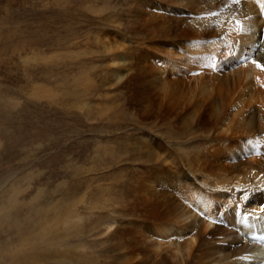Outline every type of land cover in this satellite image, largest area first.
Returning a JSON list of instances; mask_svg holds the SVG:
<instances>
[{"label": "rangeland", "instance_id": "obj_1", "mask_svg": "<svg viewBox=\"0 0 264 264\" xmlns=\"http://www.w3.org/2000/svg\"><path fill=\"white\" fill-rule=\"evenodd\" d=\"M166 1L161 0L173 6V0ZM141 2L0 0V264H158L157 248L163 257L175 250L174 245L162 252L158 247L156 229L162 223L157 219L167 216L170 203L159 197V181L167 185L164 192L171 194V205L181 218L175 225L194 222L195 231L204 232L210 223L204 246L227 245L221 256L229 262L249 236L254 247L264 242V231L248 218L251 215L237 220L236 213L223 216L218 207L214 220L204 210L187 218L186 187L194 182L204 187L199 171L204 163L198 156L210 141L241 135L253 142V134L213 129L203 134L188 121L186 111L161 108L156 74L145 55L159 69L168 67L169 74L173 70L161 66L165 57L155 48L172 43L178 52L174 57L182 59L176 69L183 74L187 58L205 54L183 51L184 42L174 38L152 39L153 33L140 27H145ZM183 9L189 24L199 27L204 18L195 8ZM163 13L169 18L173 14ZM148 36L156 42H142ZM220 37L223 42H213L215 49L204 56L213 71L229 74L232 66L245 63V55L251 60L260 50L241 48L239 62L229 58L231 45ZM115 58L119 66H113ZM116 69L123 79L111 84ZM254 141L264 149L261 136ZM241 151L248 166L254 152ZM173 175L179 176L175 182ZM253 188L264 190L259 183H252ZM260 198L249 196L245 203L264 208V196ZM187 231L178 240L183 238L181 248L193 237V231ZM177 259L164 264L181 261Z\"/></svg>", "mask_w": 264, "mask_h": 264}, {"label": "bare ground", "instance_id": "obj_2", "mask_svg": "<svg viewBox=\"0 0 264 264\" xmlns=\"http://www.w3.org/2000/svg\"><path fill=\"white\" fill-rule=\"evenodd\" d=\"M171 2L173 6H168V4L166 6L165 2L162 3L161 0H142L140 15L145 18L143 22L145 27L139 26L141 29L146 28L150 30L153 33L152 39L174 38L176 40L173 42H184L181 43L183 51L190 54L198 52L206 55L207 51L211 50L213 42H223L221 40L218 41V37L225 36L227 42L231 45L230 50L232 49V51L243 53L241 48H251L253 46L254 49L259 46L260 50L255 54L253 59L260 64H264V36H261L262 29L264 28V17H261L260 8L256 0H241L239 5L231 4L230 0H173ZM186 7L189 9L195 8L196 14L204 18L202 21L200 20L201 22H198L199 27L196 28L194 27L196 26L195 24L194 26L189 24V17L186 16L189 13L183 9ZM214 11L220 13L219 18L210 15ZM237 11H239L240 15H237ZM163 12H172V17H167ZM245 16L248 19H244ZM235 19H242L246 29L239 35L233 30L236 28ZM196 20L195 18L193 22H196ZM258 37H261V39ZM151 38L149 36L143 37L142 42H156ZM107 41L103 39L102 43L106 44ZM236 41H239V43H235ZM158 47L155 49L159 50L165 57L163 58L165 61L162 60L161 66L166 65L173 70V72L168 74L166 70L168 67H165L163 70L159 69L145 55V61L149 62L148 64L152 71L156 74L154 82L158 96L157 99L160 102L161 108L170 105L171 108H180L186 111L188 113V121L198 131L203 132V134L211 133L213 130H221L223 134L246 133V135L250 136L253 134V142L243 141L240 137L241 135L230 141L225 137L221 140L218 138L216 141L209 142L204 153L198 156V158H201L199 161L204 163L202 169H199L204 179L201 185H204V187H199L200 185L195 186V182L189 183V186L186 187L188 188V208L190 214L187 218H196V214L204 210L209 214L208 219L214 220L217 208L220 207L223 208V216L234 212L236 213L237 220H242L244 217L246 218V216L251 215L248 218L256 220L258 222L256 223L258 224L257 229L261 227L260 231H264V208L251 207L249 206L250 202L245 203V200L249 196H252L254 201L264 196L263 188L249 189L252 183H259L264 186V149L259 143L255 142L256 140L254 141L259 136H261V139H264V70H261L249 60L242 65L240 63V65L232 66L233 69L231 68L229 74L226 72L227 70L223 71L222 69L213 71L212 68L210 70L209 64L205 62V55L201 54L200 56L196 55L195 58L189 57V60L187 58L185 60L186 64L182 63L185 69L188 67V70L186 69L185 73L182 74L181 69H176V62H180L182 59L179 61L174 57L178 52L172 46V43H159ZM213 47L215 49V46ZM218 47L220 50V46ZM218 49L215 50V54L219 52ZM180 50L179 52H181ZM142 56L144 55L142 54ZM142 58L144 57L140 59ZM196 58L199 59L197 60ZM232 58H238L239 62L241 59L237 56H233ZM119 64V58L113 59V66H119ZM122 79L123 76L116 69L108 82L111 84L120 83ZM242 148L245 151L252 150L254 152L253 158H251V161H248V166L246 165L247 162L243 160ZM197 175L195 176L197 177ZM176 176L173 175L176 178L172 179L174 182L178 180L179 176ZM168 179L166 178L165 180ZM159 182L161 184V188L160 186L159 188L157 187L159 189V192H157L159 197L165 196V199L170 203L166 208V210L168 209L167 216L163 218H161L162 214L158 216L157 223L160 219L162 226L156 229L158 238L160 239L159 245L158 241L156 245L161 249V252L164 250L163 248H171L174 245L175 252L171 251L173 253L170 256L163 257L161 253L156 252L157 248L155 250V259L160 257V262H157L158 264H164V262L167 263V261L177 258H180L181 261H179L180 263L177 261L178 263L176 264H264V242L254 247L256 244L253 245L251 242L253 239L251 236H247V245L239 248L238 252L232 251L235 252V258H232L233 260L230 259L229 262L223 255L221 256L229 248L227 245H215L212 248L204 246L206 244L203 243V239L209 229L210 223L205 229L203 228L204 232L200 229L195 231L197 223L195 224L194 222L187 224L181 222L184 226L178 227L179 224L176 226L175 224H177L176 222L179 221L180 217L177 215V209L171 205L172 196L169 197L171 194L164 192V187L167 185L163 183V187L162 182ZM178 183H175L174 188H176V184ZM239 189H244V194L240 193ZM260 200L262 201L261 198ZM162 201L164 202L163 198ZM159 202L161 201L159 200ZM240 215H242V219H240ZM111 227L109 226L108 228L110 229ZM244 228H246L245 231L249 230L245 226ZM251 229H255L253 222L251 223ZM187 230L193 231V237L191 238L189 235L191 240L188 241L187 247L181 248L180 241H183V238L180 241L178 240L181 239ZM222 231L221 229L220 232L218 231L219 235ZM208 233L210 234V232ZM215 234L217 235L216 232ZM263 236L264 234L261 235V237ZM187 239L189 238L187 237ZM186 240L184 238V241ZM230 253L228 254L229 256ZM216 255H219V258L216 259Z\"/></svg>", "mask_w": 264, "mask_h": 264}, {"label": "snow or ice", "instance_id": "obj_3", "mask_svg": "<svg viewBox=\"0 0 264 264\" xmlns=\"http://www.w3.org/2000/svg\"><path fill=\"white\" fill-rule=\"evenodd\" d=\"M230 3L233 5H239L241 3V0H230ZM256 3L259 5L261 17H264V0H256ZM210 15L219 18L220 13L214 11V12H211ZM237 15H240L239 11H237ZM244 19H248V17L245 16ZM234 23L236 25V28L233 30L236 31L238 35L240 33H243L246 30L242 19H235ZM220 38H223V37H220ZM235 43H239V41H236ZM238 55H240V52L232 51L229 53V58H232L233 56H238ZM249 59L250 58L247 55L244 56L245 63H247ZM251 63L255 64L261 70H264V64L258 63L255 59H251Z\"/></svg>", "mask_w": 264, "mask_h": 264}]
</instances>
